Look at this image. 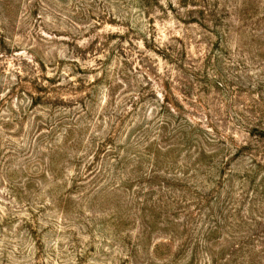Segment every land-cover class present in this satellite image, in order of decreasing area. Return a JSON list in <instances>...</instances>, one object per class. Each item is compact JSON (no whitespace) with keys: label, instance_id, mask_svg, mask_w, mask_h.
I'll return each instance as SVG.
<instances>
[{"label":"rangeland","instance_id":"obj_1","mask_svg":"<svg viewBox=\"0 0 264 264\" xmlns=\"http://www.w3.org/2000/svg\"><path fill=\"white\" fill-rule=\"evenodd\" d=\"M179 1L0 0V264H264V0Z\"/></svg>","mask_w":264,"mask_h":264},{"label":"trees","instance_id":"obj_2","mask_svg":"<svg viewBox=\"0 0 264 264\" xmlns=\"http://www.w3.org/2000/svg\"><path fill=\"white\" fill-rule=\"evenodd\" d=\"M177 4L180 6V8L187 7L185 9L186 14H189V15L192 14V16L194 12L197 13V15H204V13L208 14L209 11L211 12L215 11V5H212V7H210L212 4L211 0L210 1L209 0H180L179 2H177ZM168 5L172 9V2H170ZM194 21H197V20H193V22ZM133 104H134V101L132 100V104L130 106L135 107ZM167 107L172 109V113L169 112V108ZM159 108H160L161 114H168L169 116L165 118L167 120L162 121V123H160L158 126L159 127L158 128L159 137L157 138L159 141L156 143L154 142V144H151V146L147 150L149 153H152L153 158H154L152 161H150L151 165L157 168L158 163H160V161L163 160L161 158L166 159V158L171 157L173 158V160L169 161L170 165L168 167H171L174 169L177 166L176 163L178 162L177 156H175L174 153L176 150H178V147H181L182 149L180 150H183L185 154L187 153V155H185L187 160L184 159L185 164L182 166H185L187 169L190 166H193V168L196 170H200L202 167L203 168L206 167V164H204L202 161L207 152L200 145V142H202V144H205L206 138L201 134V132H199V128L198 127L194 128L192 125H190L188 123V120H189L188 117L184 118L183 116L180 115V112H181L180 109L178 108L176 103L170 101L169 94L167 92L163 94L162 104L159 105ZM174 114L176 117L174 116ZM88 115H91L90 111L88 112ZM83 119L84 117L80 118L79 120L77 119L76 122L78 121L79 123ZM172 122H174V126L170 127V130H169V125H171ZM76 125L77 123L73 125H69L64 130L63 132L64 133L63 136L65 138L64 142H67V140L71 138L73 130H74L73 128ZM54 128L56 127H51V131L52 130L54 131L55 130ZM138 130L142 132V126H140ZM151 130L154 131V127H151ZM147 133L149 135L148 128L146 129V134ZM160 142H163L164 144L162 148H160V145H159ZM193 143H196L195 152H194L195 153L194 155H196V158H194L191 161L190 160L191 159V149H194ZM103 146L104 145L102 144V147ZM152 146H154V148H152ZM161 149L165 150V152L162 153ZM208 156L211 158V156L213 157V154L210 155V153L208 152ZM138 162L141 163L142 160L139 159ZM207 167L208 169H211V168L213 169L215 166L213 163L211 165H207ZM203 171L208 172L209 170H203ZM109 172H112V171L110 170ZM153 172H157V169H153ZM183 172H186V171H183ZM196 200L198 201L197 203L198 205H202V202L206 201L207 197L206 195L199 196L197 194ZM205 208L206 206H203V208L199 207V210L203 211ZM217 231H218L217 225L215 226L210 225V230H208L206 233L207 235L210 236L216 233ZM156 246L158 248V245ZM196 246L199 247L198 242H196ZM196 254H197V248L194 249L193 257ZM247 257H249L250 259V256H247ZM247 262L248 264H250V261H247ZM188 264H191V263H188Z\"/></svg>","mask_w":264,"mask_h":264}]
</instances>
